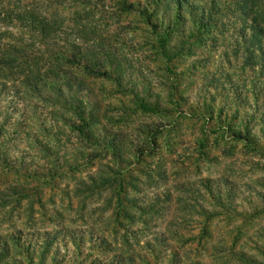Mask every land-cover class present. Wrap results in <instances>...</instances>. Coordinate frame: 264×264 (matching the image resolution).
I'll list each match as a JSON object with an SVG mask.
<instances>
[{
	"label": "rangeland",
	"instance_id": "obj_1",
	"mask_svg": "<svg viewBox=\"0 0 264 264\" xmlns=\"http://www.w3.org/2000/svg\"><path fill=\"white\" fill-rule=\"evenodd\" d=\"M21 2L0 264H264V0Z\"/></svg>",
	"mask_w": 264,
	"mask_h": 264
},
{
	"label": "trees",
	"instance_id": "obj_2",
	"mask_svg": "<svg viewBox=\"0 0 264 264\" xmlns=\"http://www.w3.org/2000/svg\"><path fill=\"white\" fill-rule=\"evenodd\" d=\"M17 1V0H16ZM21 1V0H20ZM17 4L13 0H0V27L5 28L12 26L18 29H26L31 30V32H41L44 34H51L55 30H57V22L56 20H52L49 15H39V12L33 10L32 8H27L28 5L22 6V2ZM178 2V8L182 10L184 8L186 0H176ZM13 2L15 4H13ZM6 34L0 33V42L6 39ZM9 42H1L0 49L3 51L2 53L8 54L11 50H16L18 45L22 47H27L26 43L21 42L19 39H9ZM4 62H6L4 60ZM4 248V245L3 247Z\"/></svg>",
	"mask_w": 264,
	"mask_h": 264
}]
</instances>
